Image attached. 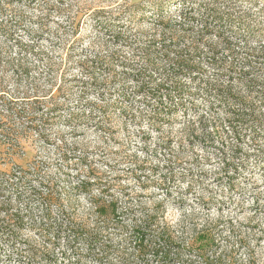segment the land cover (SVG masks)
Segmentation results:
<instances>
[{
    "label": "rangeland",
    "instance_id": "1",
    "mask_svg": "<svg viewBox=\"0 0 264 264\" xmlns=\"http://www.w3.org/2000/svg\"><path fill=\"white\" fill-rule=\"evenodd\" d=\"M0 5V264H264V106L256 93L264 0ZM212 8L249 14L261 30L227 31L235 53L219 48L236 59L237 108L248 118L239 139L226 129L227 112L196 89L153 118L134 78L152 70L148 59L168 74L163 56L192 40L219 42L215 32L226 24L207 14ZM206 24L213 33L202 31ZM248 55L258 78L252 89L240 74ZM206 56L203 67L215 76ZM215 121L229 142L242 143L235 166H225L210 138ZM140 236L157 251L139 254Z\"/></svg>",
    "mask_w": 264,
    "mask_h": 264
},
{
    "label": "trees",
    "instance_id": "2",
    "mask_svg": "<svg viewBox=\"0 0 264 264\" xmlns=\"http://www.w3.org/2000/svg\"><path fill=\"white\" fill-rule=\"evenodd\" d=\"M0 8L1 5H0ZM207 14H211L214 18L218 16V19H223L225 26L220 28L219 31H216L215 34L219 35V42H207L205 44H201L197 40H192V44L190 47L186 49L180 50H171L168 54L163 57H167L170 59L169 66L173 67L171 70H168V74L159 72L156 65H158L157 61L153 59H148V68H151L150 72H148L147 76L141 75L139 72L134 78L138 82L139 91H141V95H144L145 98H149L150 102L152 101L153 106V118L157 117L159 120L161 116H167L182 105L186 104L185 96H193V90L196 89L197 94L203 95L205 99L210 101V105H215L217 108L221 110H225L228 114L229 124L226 125V129H228L231 133H233V137L238 138L241 136L240 129L244 127L248 118L245 116V113H242L241 110L237 108L239 102H241L236 96V89L233 86L235 84L234 74L237 72L236 70V59L227 56H221L219 48H223L226 52L235 53V45L231 40V36H226L227 31L232 33H245L246 35L253 36L258 32L261 33L259 27H255L251 22L248 21L249 14H245L247 20L242 16H236L231 12H226L224 10H220L218 8H212V13H209L210 10L206 9ZM181 20L186 18V15H180ZM165 18H161L160 21H164ZM169 23V22H167ZM223 24V22H222ZM210 25V24H209ZM168 26V25H167ZM208 24L204 26L202 31H208L205 34L213 33L212 30H209ZM217 25H215L216 29ZM204 33V32H202ZM167 38H165L166 40ZM170 39V38H169ZM221 39V40H220ZM173 41L172 38L170 39ZM151 42H153L151 40ZM172 44V43H171ZM169 44V46L171 45ZM174 44H176L174 42ZM232 44V45H231ZM152 45H155L154 43ZM253 49V47H249V41H245V46ZM163 47H169L167 44L161 45ZM261 54H264V49H260ZM170 53H174L176 56H169ZM204 55H208L205 58H208L211 65H214L218 70V74L215 76H208L205 67H203L202 57ZM251 56H246L243 68L240 70V74L242 76L241 80L247 86V88L252 89L255 87V84L258 80L256 76H254L253 68L251 64ZM14 65V64H13ZM17 65V64H15ZM16 67V66H14ZM102 67V66H99ZM253 67V68H252ZM15 69H18V65ZM147 71V68H145ZM98 82L97 80H94ZM259 90H256L258 98L260 99L262 106H264V77L259 80ZM2 87L0 86V91ZM140 92H137L139 94ZM123 95V94H122ZM245 98L248 100L249 98ZM182 102H178V101ZM16 100H10L15 104ZM114 102L118 103L119 100L115 99ZM166 102V103H165ZM109 105H114L113 101L107 100L105 102L106 108ZM104 106V107H105ZM214 106V107H215ZM212 107V106H211ZM244 109H248L253 114H257V111L254 107H245ZM7 110H11L12 113H19V110L15 107L8 106ZM258 116L261 114H257ZM246 117V118H245ZM211 128L208 130L210 133V138L214 141L220 143L222 150H220L221 154L224 156L223 163L225 166H235V161L239 157V154L243 151L242 143L240 141L232 144L227 139V136H223L222 130H220V124L218 121L213 122ZM229 133V132H226ZM230 139V140H231ZM251 142H259L257 138L251 140ZM229 152V154H228ZM245 156H248V154ZM231 164V165H230ZM227 168V167H225ZM234 170H237V167H234ZM137 226V225H136ZM78 236H75L77 238ZM137 252L140 254L141 252H145L147 250L152 249V251H157L156 246H153L151 241H146L144 236H140ZM159 251V250H158ZM162 258L169 259V252L167 250L162 251Z\"/></svg>",
    "mask_w": 264,
    "mask_h": 264
}]
</instances>
